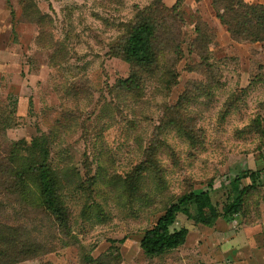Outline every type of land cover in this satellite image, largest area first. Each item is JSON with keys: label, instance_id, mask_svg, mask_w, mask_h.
I'll list each match as a JSON object with an SVG mask.
<instances>
[{"label": "rangeland", "instance_id": "obj_1", "mask_svg": "<svg viewBox=\"0 0 264 264\" xmlns=\"http://www.w3.org/2000/svg\"><path fill=\"white\" fill-rule=\"evenodd\" d=\"M151 1L35 0L51 19L43 29L25 19L20 0H0V152L12 142L29 144L40 133L51 134L49 161L65 170L62 198L69 220L62 232L50 217L4 201L7 219L27 226L50 250L18 264H92L89 258L99 262L111 253L119 264L263 261L264 137L250 128L258 118L264 132V44L233 41L212 0H185L178 85L166 96L150 82L142 98L128 100L115 86L130 68L110 56L109 45L136 9ZM176 1L164 3L172 7ZM245 1L264 6V0ZM197 21L211 38L206 66L189 51ZM203 86L204 94L188 106L198 139L191 146L177 129L163 128L165 108ZM153 147L159 148L155 159L163 180L146 172L143 193L129 198L124 182L147 166ZM242 173L248 177L241 187H252L242 214L221 218L212 228L180 214L172 229L189 231L186 244L157 258L143 254L144 232L177 196L210 192L222 213L231 182ZM251 174L258 175L254 183ZM256 249L263 255L252 254Z\"/></svg>", "mask_w": 264, "mask_h": 264}, {"label": "trees", "instance_id": "obj_2", "mask_svg": "<svg viewBox=\"0 0 264 264\" xmlns=\"http://www.w3.org/2000/svg\"><path fill=\"white\" fill-rule=\"evenodd\" d=\"M20 3L26 20L43 29L51 24L50 17L40 12L35 0H20ZM184 4L185 0H177L172 7H168L164 0H152L145 7L137 8L134 17L124 24L117 38L109 45L110 56L124 61L130 68L129 76L119 80L115 86L118 95L128 100H139L147 85L153 82L160 94L168 96L178 85L176 66L184 56L181 38V28L185 22L182 12ZM212 7L233 41L239 44H264L263 5L245 0H212ZM195 31L197 38L189 51L206 66L211 38L203 22H196ZM205 69V73H210L211 68ZM204 88L198 89L196 95L192 92L183 94L175 105L165 108L163 128L177 129L191 146H195L198 139L195 127L188 122V106L194 97L204 94ZM261 123L258 118L253 120L250 129L264 137ZM51 145V134L40 133L29 144L25 140L12 142L4 155L0 152V264H18L50 252L30 235L27 226L13 225L7 219L4 201L15 204L23 211H37L50 217L62 232L68 229L69 220L62 198L65 170L51 165ZM157 149L153 147L149 151L147 166L137 168L125 180L124 192L129 198L140 197L143 193L141 182L146 172L152 170L159 181L163 180L155 159ZM246 177L248 174L242 173L231 182L232 197L222 213L213 203L210 192L196 195L191 191L177 196L174 202L165 207L157 222L144 232L140 240L143 254L147 258H157L186 244L189 231L186 228L172 229L180 214L209 228L214 227L221 218L231 221L232 217L242 214L246 197L252 192V187H241ZM249 177L254 183L258 175L251 174ZM191 206H195L193 215ZM89 261L92 264H119L120 258L113 257L111 253L99 262L91 258Z\"/></svg>", "mask_w": 264, "mask_h": 264}, {"label": "crops", "instance_id": "obj_3", "mask_svg": "<svg viewBox=\"0 0 264 264\" xmlns=\"http://www.w3.org/2000/svg\"><path fill=\"white\" fill-rule=\"evenodd\" d=\"M251 252H252V254H253L254 252H256L257 256H258V255H263L262 252H261L260 250H258V249H256L255 251H254V250H251ZM261 264H264V257H263V261L261 262Z\"/></svg>", "mask_w": 264, "mask_h": 264}]
</instances>
